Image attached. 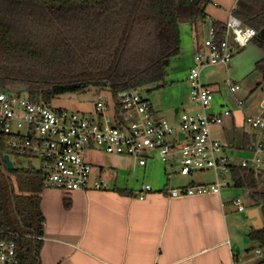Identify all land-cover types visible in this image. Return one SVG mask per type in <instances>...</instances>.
I'll use <instances>...</instances> for the list:
<instances>
[{
  "label": "trees",
  "instance_id": "16d2710c",
  "mask_svg": "<svg viewBox=\"0 0 264 264\" xmlns=\"http://www.w3.org/2000/svg\"><path fill=\"white\" fill-rule=\"evenodd\" d=\"M210 2L0 0V91L18 92L22 86L32 99L49 101L53 92L80 90L89 84L108 87L114 95L163 88L164 61L182 52L180 23L196 26L205 19ZM233 14L257 31L253 40L264 51V39L259 37L264 28V0H237ZM213 26L219 30L221 23L215 21ZM254 70L264 79V57ZM4 155L12 153L0 133V231L15 242L19 264H41L40 193L45 188L41 172L14 167L5 177ZM231 179L234 188L250 190L264 224L262 175L234 167ZM248 238L264 249V226L251 228Z\"/></svg>",
  "mask_w": 264,
  "mask_h": 264
},
{
  "label": "built area",
  "instance_id": "2783aa9c",
  "mask_svg": "<svg viewBox=\"0 0 264 264\" xmlns=\"http://www.w3.org/2000/svg\"><path fill=\"white\" fill-rule=\"evenodd\" d=\"M235 7L236 2L219 30L213 26L215 21L206 16L211 25L193 54L187 80L191 87L190 101L200 112L182 113L178 122L171 124L158 117L140 89H131L116 95L109 90L98 92L94 115L89 116L4 90L0 91V133L6 138L11 156L36 159L43 186L66 193L109 188L107 180L93 177V167L85 157L87 151L97 148L131 158L132 170L156 159L170 169L169 175L174 174V169L181 176L203 171L214 173L210 183L166 187L161 192L167 197L219 194L229 186L220 176L226 173L231 178L234 167L261 174L264 190V98L259 113L246 112L242 101H237L244 125L254 131L255 137L245 148L229 153L213 137L212 127L222 125L231 111L224 108L219 113L211 112L214 90L200 80L201 72L208 67L226 68L234 54L257 36L253 27L233 14ZM228 88L234 93L240 86L228 81ZM244 190L250 195L249 189ZM151 191L149 184H142L137 197L144 199ZM232 203L239 212L245 210L240 198H234ZM256 257H261L260 250H256ZM0 264H19L15 242L2 231Z\"/></svg>",
  "mask_w": 264,
  "mask_h": 264
},
{
  "label": "crops",
  "instance_id": "0c3cea01",
  "mask_svg": "<svg viewBox=\"0 0 264 264\" xmlns=\"http://www.w3.org/2000/svg\"><path fill=\"white\" fill-rule=\"evenodd\" d=\"M235 2L236 0L231 3L225 17L220 15L219 10L208 12L205 9L206 16L222 23ZM213 7L221 9L220 12L224 14L225 8L214 3ZM206 22L208 25L203 26L207 35L211 23L208 20ZM184 38L185 41L181 42L182 47L191 50L193 56L202 39L197 33H193L192 25L191 35L185 34ZM250 50L254 56L264 57V51L254 40L234 56H242ZM247 56H251L250 52ZM231 63L232 65L229 63L226 68L222 66L215 68L225 75V83L229 81L238 84L229 78V69L236 67L239 62ZM216 82L215 79L210 80L208 85ZM227 89L229 91L228 86ZM236 92L229 91L233 98L231 104L228 106L214 104L211 112L219 113L224 108L231 111V115L224 117L222 125L219 126L223 129L225 137L228 130L233 137L235 143L230 144V148L240 150L242 145L252 141L255 133L246 129L241 130L239 135L235 133L237 115L240 113L243 116L237 106V101L242 100L235 94ZM263 98L264 96L260 98L258 104ZM242 103V108L246 112H252L249 105L246 108L244 101ZM226 119L227 125L224 124ZM148 165L138 168L142 170V174H147L145 170ZM169 174L166 186L168 184V188H172L174 186L169 180L173 174ZM101 176V171L98 174L93 172V177L106 180ZM145 181L146 183L142 184H149L152 191L144 199L137 197L142 184L134 187L125 181L124 184L118 185L116 178L115 183L107 181L109 188L106 190L66 193L51 187L43 188L40 193V209L44 217L42 246L39 251L40 263L264 264V251L258 243L255 242L256 245L251 248L238 247L236 244L229 225L228 202H231L235 211H239L232 203L233 199H227L224 190L219 194L203 193L171 198L163 194L162 190H154L152 181L155 182V178ZM205 183L207 182L192 181L189 184ZM125 189L132 190L133 193L123 195L118 191ZM259 212L262 218L260 209ZM256 250H260V258L256 257Z\"/></svg>",
  "mask_w": 264,
  "mask_h": 264
},
{
  "label": "rangeland",
  "instance_id": "374dc122",
  "mask_svg": "<svg viewBox=\"0 0 264 264\" xmlns=\"http://www.w3.org/2000/svg\"><path fill=\"white\" fill-rule=\"evenodd\" d=\"M203 1L204 0H198V3L201 4ZM234 1L235 0H211V2L206 6V11L209 12L212 10H219L220 15H224L223 17H225V12H228L231 3H234ZM213 3L225 8L224 14L220 12L221 9L214 8ZM206 21L207 20L205 19L203 22H199L196 26H193V33H197V36L201 39H203L206 35L205 28L203 26L208 25V22ZM185 34L191 35V25L188 21H182L180 23L181 42L185 41ZM260 36L264 38V30L262 33H260ZM249 52L251 56H247ZM233 57L234 59L232 58V60L229 62L230 66L232 65L231 62L233 61L239 62L236 67L233 69L230 67L229 69V78L238 82L240 86V90H238L235 94L239 96L242 101H244V107L247 108L249 105V110L252 111L249 113H259L260 108L258 103L260 98L264 96V79L262 74L258 71H255L253 67L254 63L263 56H254V53L250 50L248 53H244L242 56ZM192 61L193 56L191 50H188L187 48L184 49V47H182V52L178 57L170 58L164 61V67L166 71V85L163 88L156 89L151 92L141 89L142 94L149 99L154 110H156L158 117L168 121L171 124H176L180 114L182 113L200 112V109L190 101L191 87L187 79L190 68L193 65ZM214 79L217 80V82L211 85L214 90L212 106L214 104L228 106L229 103H232L233 98L227 89L228 81L225 83V75L221 72V70L216 69L215 67H208L200 74V80L203 84H209V81ZM107 90L108 87H99L93 84H89L80 90L65 88L53 92L49 101L54 107L68 109L73 112L90 116L94 115L96 94L98 92H106ZM5 91L12 94L17 93L15 90L10 88L6 89ZM20 94L29 95L28 92H20ZM210 111L212 110L210 109ZM236 120L237 127H235V133L237 135H239L243 129L250 130L249 127L244 125L243 116L240 113L237 115ZM227 121L228 119L225 120V125H227ZM227 128L230 129V127ZM230 131H232V129ZM222 132L223 129L220 126L213 127L212 129V133L214 134L213 137L217 139L222 145L226 146L229 153H232L233 150L230 148V144L232 145L235 143L233 137L229 133V130L226 133V137L223 135L224 132ZM239 156H236L237 159L240 158ZM85 157L86 160L92 165L93 172L98 174L101 171V177L105 178L108 182L115 183L114 181L116 178V183L118 185H122L125 181H127L130 186L137 187L142 183H146V179L153 177L155 178V182L152 181V185L155 191L164 190L165 187H168V184L166 186L168 181L166 178H168L167 174L170 173V169L166 168L163 163L156 159L149 161V165L145 170L147 171V174L144 175L142 174V170L138 168H135L134 170L131 169L134 161L126 156L108 154L97 148L87 151ZM10 158L13 166L16 168H34L35 170L40 168L39 162L36 159H25L14 156H11ZM170 178L171 179L169 181H171V185L176 188H180L192 183V181L195 183H209L214 180V173L212 171H203L192 173L189 176H181L177 173V170L174 169V174ZM220 178H224L226 182L229 183L228 187L222 188L227 199L231 200L238 197L241 199L242 206L245 208L243 212H237L234 210L231 202H228V210L230 211L229 225L232 234L235 236L234 239L236 244H238V247L251 248L256 244L254 241L248 238V233L251 229V221L247 216V212L249 209H259L260 207H258L257 204L253 202V200L248 195L247 190L233 187V183L229 174L225 173L221 175Z\"/></svg>",
  "mask_w": 264,
  "mask_h": 264
},
{
  "label": "water",
  "instance_id": "95a60500",
  "mask_svg": "<svg viewBox=\"0 0 264 264\" xmlns=\"http://www.w3.org/2000/svg\"><path fill=\"white\" fill-rule=\"evenodd\" d=\"M184 1V0H183ZM264 30V28L262 29V31ZM262 31L260 33H262ZM19 93L20 92H27L28 89L26 87H19L17 90ZM3 160L4 163L6 165L5 168H3V173L5 175V177H7V170H12L14 169L13 163L12 161L9 159L8 155H4L3 156ZM247 216L251 221V226L255 229V230H259L261 228H263L264 224H263V220L261 218L260 212L258 208H252L250 210H248L247 212Z\"/></svg>",
  "mask_w": 264,
  "mask_h": 264
}]
</instances>
